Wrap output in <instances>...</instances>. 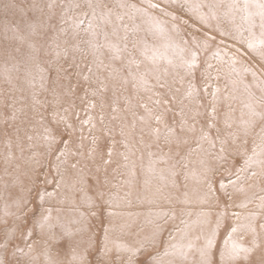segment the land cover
I'll return each mask as SVG.
<instances>
[{
  "label": "snow or ice",
  "instance_id": "snow-or-ice-1",
  "mask_svg": "<svg viewBox=\"0 0 264 264\" xmlns=\"http://www.w3.org/2000/svg\"><path fill=\"white\" fill-rule=\"evenodd\" d=\"M0 264H264V0H0Z\"/></svg>",
  "mask_w": 264,
  "mask_h": 264
}]
</instances>
